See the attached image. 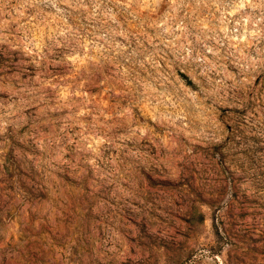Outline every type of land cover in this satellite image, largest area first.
I'll return each instance as SVG.
<instances>
[{
    "label": "clouds",
    "instance_id": "obj_1",
    "mask_svg": "<svg viewBox=\"0 0 264 264\" xmlns=\"http://www.w3.org/2000/svg\"><path fill=\"white\" fill-rule=\"evenodd\" d=\"M0 264H264V0H0Z\"/></svg>",
    "mask_w": 264,
    "mask_h": 264
}]
</instances>
